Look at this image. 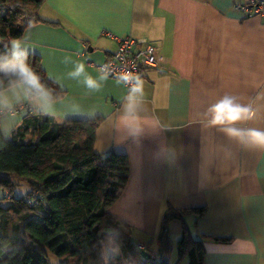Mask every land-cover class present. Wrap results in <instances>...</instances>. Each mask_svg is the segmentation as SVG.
<instances>
[{
  "label": "crops",
  "instance_id": "1",
  "mask_svg": "<svg viewBox=\"0 0 264 264\" xmlns=\"http://www.w3.org/2000/svg\"><path fill=\"white\" fill-rule=\"evenodd\" d=\"M244 2L46 0L43 21L25 30L18 51L40 58L63 97L41 102L23 84L0 92L3 136L29 113L59 123L102 118L95 152L129 158L111 212L148 254L158 253L170 207H206L203 217L185 219L203 241L204 264H264V138L254 135L264 134V18L236 11ZM126 36L163 59L132 89L100 72L117 49L114 38ZM79 64L84 72L73 77ZM222 99L242 109L239 119L212 125L209 110ZM169 233L174 253L181 222L172 221Z\"/></svg>",
  "mask_w": 264,
  "mask_h": 264
},
{
  "label": "trees",
  "instance_id": "2",
  "mask_svg": "<svg viewBox=\"0 0 264 264\" xmlns=\"http://www.w3.org/2000/svg\"><path fill=\"white\" fill-rule=\"evenodd\" d=\"M45 1L0 0V60L14 59L11 43L43 21L39 12ZM26 62L50 92L48 100L63 97L39 57L26 55ZM17 84L35 97L17 75L0 72V92ZM3 113L0 109V118ZM101 122L102 118L59 123L52 116L29 113L9 139L0 129V264H51V256L61 264H169L165 257L174 250L169 233L174 220L182 224L174 264H204L203 241L194 238L185 219L203 217L206 207H170L161 221L158 253L148 257L131 229L113 215L111 208L129 179V158L95 152ZM19 182L28 183L30 191L15 197Z\"/></svg>",
  "mask_w": 264,
  "mask_h": 264
},
{
  "label": "built area",
  "instance_id": "3",
  "mask_svg": "<svg viewBox=\"0 0 264 264\" xmlns=\"http://www.w3.org/2000/svg\"><path fill=\"white\" fill-rule=\"evenodd\" d=\"M235 10L244 17L264 18V0H246L235 5ZM110 37H113L110 35ZM117 42L116 51L101 65L100 72L108 77L119 79L132 89L137 85L140 74L151 68H157L163 61L156 49L146 41H138L131 36L114 38ZM21 106L11 112L19 111ZM145 251V247L138 244Z\"/></svg>",
  "mask_w": 264,
  "mask_h": 264
},
{
  "label": "clouds",
  "instance_id": "4",
  "mask_svg": "<svg viewBox=\"0 0 264 264\" xmlns=\"http://www.w3.org/2000/svg\"><path fill=\"white\" fill-rule=\"evenodd\" d=\"M13 44V56L14 59L11 60H0V72L12 73L17 75L24 84H26L30 89L35 92V99L41 102H46L50 96L48 89L41 83L40 77L26 62V53L18 51L20 49V42L14 40ZM19 57H24L20 59ZM84 72V65L79 64L75 71L71 73L73 77L80 76ZM86 84L91 87H96V81L91 77L86 78ZM212 113V119L210 123L212 125H225L226 123H232L233 121L239 119V113L242 109L234 105L230 99H222L215 105H213L210 110ZM228 131H234L233 129H228ZM254 135L257 137L264 138V134L260 132H255Z\"/></svg>",
  "mask_w": 264,
  "mask_h": 264
},
{
  "label": "rangeland",
  "instance_id": "5",
  "mask_svg": "<svg viewBox=\"0 0 264 264\" xmlns=\"http://www.w3.org/2000/svg\"><path fill=\"white\" fill-rule=\"evenodd\" d=\"M9 113V112H8ZM30 191V187L28 185V183L26 182H19V187L16 188L14 196L15 197H22L25 196L29 193ZM3 196V192L0 191V197ZM178 240H176L174 243L177 244ZM157 253V252H156ZM156 255V254H155ZM178 255H177V251L175 250V252L171 255H168L165 257V259L170 263V264H174L177 261ZM140 263H142L141 260H139ZM50 262L51 264H61V262L56 258L51 256L50 257ZM181 264H188L186 261L182 262Z\"/></svg>",
  "mask_w": 264,
  "mask_h": 264
},
{
  "label": "water",
  "instance_id": "6",
  "mask_svg": "<svg viewBox=\"0 0 264 264\" xmlns=\"http://www.w3.org/2000/svg\"><path fill=\"white\" fill-rule=\"evenodd\" d=\"M107 254H108V257H110V250L107 249ZM143 256L144 257H148V253L147 252H143Z\"/></svg>",
  "mask_w": 264,
  "mask_h": 264
}]
</instances>
